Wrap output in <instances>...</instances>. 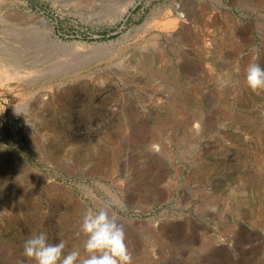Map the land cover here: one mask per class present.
Instances as JSON below:
<instances>
[{
	"label": "rangeland",
	"instance_id": "rangeland-1",
	"mask_svg": "<svg viewBox=\"0 0 264 264\" xmlns=\"http://www.w3.org/2000/svg\"><path fill=\"white\" fill-rule=\"evenodd\" d=\"M205 1L0 0V264L109 202L129 264H264V0Z\"/></svg>",
	"mask_w": 264,
	"mask_h": 264
},
{
	"label": "clouds",
	"instance_id": "clouds-1",
	"mask_svg": "<svg viewBox=\"0 0 264 264\" xmlns=\"http://www.w3.org/2000/svg\"><path fill=\"white\" fill-rule=\"evenodd\" d=\"M246 82L253 91L264 90V66L252 63L246 70ZM110 202L99 210L89 208L80 225L86 239L83 243L87 256L78 249L65 254L66 242L50 243L48 235L40 231L24 241V254L36 264H129L130 253L124 227L107 210Z\"/></svg>",
	"mask_w": 264,
	"mask_h": 264
},
{
	"label": "bare ground",
	"instance_id": "bare-ground-1",
	"mask_svg": "<svg viewBox=\"0 0 264 264\" xmlns=\"http://www.w3.org/2000/svg\"><path fill=\"white\" fill-rule=\"evenodd\" d=\"M29 15L32 18H36L37 22L42 24L43 26H45V27L49 26V22L46 19L39 17L33 13H31ZM21 77H25L23 70H20L17 68H11L6 63H4L3 61L0 60V82L6 81V80L21 79Z\"/></svg>",
	"mask_w": 264,
	"mask_h": 264
},
{
	"label": "crops",
	"instance_id": "crops-1",
	"mask_svg": "<svg viewBox=\"0 0 264 264\" xmlns=\"http://www.w3.org/2000/svg\"><path fill=\"white\" fill-rule=\"evenodd\" d=\"M210 12L211 7L206 3L205 0H196V21H209L211 19ZM6 212H17V210H7Z\"/></svg>",
	"mask_w": 264,
	"mask_h": 264
}]
</instances>
